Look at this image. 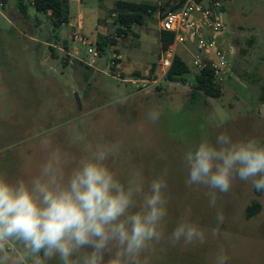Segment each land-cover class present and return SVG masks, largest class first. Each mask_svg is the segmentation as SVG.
<instances>
[{"label":"rangeland","instance_id":"obj_1","mask_svg":"<svg viewBox=\"0 0 264 264\" xmlns=\"http://www.w3.org/2000/svg\"><path fill=\"white\" fill-rule=\"evenodd\" d=\"M118 1L165 10L116 39L112 12ZM179 1L84 0L80 6L79 0H72L71 26L53 30L45 14L30 8V18L22 21L0 0V178L23 180L29 186L39 178L53 189L64 188L83 160L97 149H107L103 163L115 177L125 188H142V193H134L136 207L130 211L139 210L154 180L165 182L161 193L167 214L157 226L159 239L146 242L135 258L137 264H264V192L259 194L238 177L228 192L188 183L184 159L204 140L219 148L216 138L221 132L230 143L254 140L264 146V0H222V19L230 28L225 47L233 52L231 71L219 98L199 97L194 102L191 93L197 89L198 70L193 58L199 53L195 42L178 47L190 68L185 79L171 82L161 77L159 18ZM81 21L83 27L77 29ZM76 31L89 37L96 31L93 40L116 39V46L106 50L88 78L85 67L71 64L77 60L75 47L80 50L78 59H88L86 50L72 42ZM64 41L76 60L58 49ZM113 50L121 55L115 72L109 69ZM152 68L158 82L143 92L115 78L121 73L127 79H147ZM254 202L262 210L249 219L246 209ZM185 220L203 231L202 241L194 237L188 242L184 235L173 239L178 223ZM91 251L86 247L71 259L84 264L85 253ZM117 259L129 264L123 249L110 242L101 264ZM0 261L63 264L58 253H33L16 239L5 242Z\"/></svg>","mask_w":264,"mask_h":264},{"label":"clouds","instance_id":"obj_2","mask_svg":"<svg viewBox=\"0 0 264 264\" xmlns=\"http://www.w3.org/2000/svg\"><path fill=\"white\" fill-rule=\"evenodd\" d=\"M216 140L219 148L204 140L186 153L188 183L228 192L238 177L264 192V146L254 140L230 143L224 132ZM109 151L97 149L83 160L64 188L53 189L39 178L31 186L23 180L12 183L0 178V252L6 241L16 239L33 253L43 250L48 257L58 253L63 264H77L71 259L73 254L91 247L84 264H101L108 245L114 242L129 264H137L135 258L146 242L159 239L157 226L167 214L161 193L165 182L154 180L150 192L143 194L139 210L130 211L136 207L134 193H142V188H125L115 177L103 163ZM49 168L46 165L44 171ZM182 235L188 242L194 237L203 240V231L186 220L178 223L173 239ZM112 264L120 262L117 259Z\"/></svg>","mask_w":264,"mask_h":264},{"label":"built area","instance_id":"obj_3","mask_svg":"<svg viewBox=\"0 0 264 264\" xmlns=\"http://www.w3.org/2000/svg\"><path fill=\"white\" fill-rule=\"evenodd\" d=\"M24 3L30 8L35 7V0H24ZM224 9L222 0H186L178 10L169 11L160 16L158 23L160 31L174 35L173 44L167 50L162 51L160 59L162 78L165 79L175 56L178 55V47L193 41L199 48V53L193 58L195 68L198 71L202 70L205 60L209 59L212 61L211 67L215 81L218 83L224 81L231 71L230 58L233 55V52L225 47L230 28L222 19ZM113 16L116 17V14ZM72 38L75 44H79L86 50L88 59L80 61L90 68L97 66L98 60L109 48L104 46L103 51L100 50L97 40H91L79 31L74 32ZM115 38L119 39L120 37L116 34ZM112 52L109 69L115 72L119 67L121 55L115 50ZM115 78L130 84L136 92H143L158 82L159 75L158 77L153 75L147 79L135 77L127 79L121 73H116ZM8 250L13 249L8 247Z\"/></svg>","mask_w":264,"mask_h":264},{"label":"trees","instance_id":"obj_4","mask_svg":"<svg viewBox=\"0 0 264 264\" xmlns=\"http://www.w3.org/2000/svg\"><path fill=\"white\" fill-rule=\"evenodd\" d=\"M185 1L186 0H180L178 5H176L175 7H171L169 11L178 10ZM2 2L4 4H7L5 8L9 7V11L18 19L26 21L30 18V7H28L24 3V0H2ZM155 6L151 4L136 3L132 1H118L112 12V15L116 14L115 24L118 25L116 29L117 36H127L135 26H143L147 23L148 19L154 18V15L158 12L159 9L165 10L164 7L158 8V6ZM33 9L36 11V13L45 14L46 16H48L53 26V30L69 24V0H35V7ZM160 40L162 51H165L173 44L174 35L169 32H161ZM97 43L99 49L102 51L104 46L111 47L116 46L117 44L115 39L104 36H99ZM211 62V60L206 59L204 68L198 71L196 75L197 89L191 93V99L193 102L197 101L199 97L205 99H217L221 95L222 83H218L215 81ZM71 64L73 68H77V66L85 67L88 70L86 74V78H88L90 73L89 71L92 70L90 67L77 60L71 61ZM154 73L155 68H152L148 75V78H151ZM188 73H190L188 64L185 62V60H183V58H181L179 55H176L171 68L165 76V79L171 82L183 81ZM135 74L136 77H142L140 73ZM261 101H264V92L263 95H261ZM258 193L261 194V192ZM261 210L262 205L259 202H254L247 207L246 217L249 219L253 218L258 213H260ZM41 254L43 256L45 255L43 250L41 251Z\"/></svg>","mask_w":264,"mask_h":264},{"label":"crops","instance_id":"obj_5","mask_svg":"<svg viewBox=\"0 0 264 264\" xmlns=\"http://www.w3.org/2000/svg\"><path fill=\"white\" fill-rule=\"evenodd\" d=\"M71 2H72V0H69V6H70V11H71ZM83 2H84V0H79V5L80 6H82L83 5ZM69 18H70V21H69V26H71V14H70V12H69ZM82 21H81V23L80 24H78V27H77V29H82ZM83 33V32H82ZM85 37H87V38H89V39H91V40H93L94 38H96V31H95V34L92 36V37H89V36H86L85 34H83ZM99 38V37H98ZM72 39V42H73V38H71ZM98 40V39H97ZM74 43V42H73ZM69 46H71L70 45V43H67L66 41H64L63 42V46H62V48H58L60 51H66V53L69 55V56H72V58H76L77 59V61H80L81 59H78V56H80V50H78V48L77 47H75L74 48V53H75V55H76V57H74V55H72L70 52L68 53V51H69ZM73 59V60H74ZM75 59V60H76Z\"/></svg>","mask_w":264,"mask_h":264},{"label":"water","instance_id":"obj_6","mask_svg":"<svg viewBox=\"0 0 264 264\" xmlns=\"http://www.w3.org/2000/svg\"><path fill=\"white\" fill-rule=\"evenodd\" d=\"M74 97H75V100H76V104L78 106V109L79 110H82V105H81V100H80L79 94L78 93H75Z\"/></svg>","mask_w":264,"mask_h":264}]
</instances>
